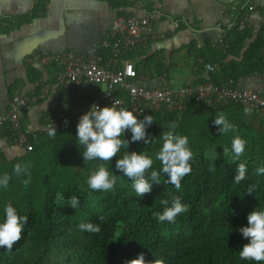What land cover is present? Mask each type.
Instances as JSON below:
<instances>
[{"label":"trees","instance_id":"obj_1","mask_svg":"<svg viewBox=\"0 0 264 264\" xmlns=\"http://www.w3.org/2000/svg\"><path fill=\"white\" fill-rule=\"evenodd\" d=\"M125 4L123 1L120 6ZM44 5L45 0H37L26 20L42 15ZM238 12L226 30L227 47L210 58L214 70L208 80L214 84L264 73V28L248 43L252 34L246 28L237 30L244 11ZM98 52L108 57L106 49ZM228 56L236 61L225 62ZM243 108L236 104L205 108L191 103L182 113L154 114V123L146 129L152 142H130L129 149L122 151L154 153L160 133L175 121V131L189 137L194 153L192 171L182 179L180 189L165 184L162 176L160 185H153L142 198L136 197L132 182L124 176H119L107 193L87 188L86 177L95 162L84 165L79 152L83 148L74 143L79 117L69 106L61 102L45 115L46 119L59 115L58 110L65 112L54 124L55 137H49L46 121L43 131L35 133H28L21 124L26 135L24 154L9 159L0 152V172L11 174L14 164L28 163L30 174L20 178L12 175L9 188L0 191V202L11 199L28 222L10 251L0 248V264H127L139 253L144 254L146 264L155 259L163 264H250L238 258L248 241L237 229L247 224L249 212L264 208V174L256 172L264 166V133L255 134L242 125ZM218 112L235 126L234 133L218 135V126L212 124ZM233 135L247 142L239 160L223 152L225 146L230 147ZM4 136L10 138L7 127ZM115 160L113 157L112 165L108 164L110 169L115 168ZM241 162L247 164V173L236 184L233 178ZM153 167L158 168L159 162L154 161ZM249 187H253L251 193ZM72 195L80 200L76 210L69 207ZM176 197L188 211L178 214L172 223L157 222L152 213L162 210L161 200L170 206ZM80 222L99 224L101 231L81 232L77 228Z\"/></svg>","mask_w":264,"mask_h":264},{"label":"crops","instance_id":"obj_2","mask_svg":"<svg viewBox=\"0 0 264 264\" xmlns=\"http://www.w3.org/2000/svg\"><path fill=\"white\" fill-rule=\"evenodd\" d=\"M36 1L0 0V113H6L15 92L33 96L40 94L43 86L50 87L44 98L21 114L28 133L43 131L45 115L61 104L56 70L29 62L37 51L85 54L100 47L116 18L140 17L158 4L161 9L154 23V38L128 59L141 78V87L164 89L208 80L211 72L204 63L211 64L215 51L223 49L216 42L227 35L239 10L238 14L244 11L248 16L246 29L252 34L248 43L264 28V0H45L43 14L26 20ZM123 1L127 4L120 6ZM225 60L236 61L231 56ZM234 83L238 89L257 91L264 99V73L242 76ZM244 109L242 125L255 134L264 133V111L249 108L246 113ZM0 152L9 159L24 154L23 149L3 139Z\"/></svg>","mask_w":264,"mask_h":264},{"label":"clouds","instance_id":"obj_3","mask_svg":"<svg viewBox=\"0 0 264 264\" xmlns=\"http://www.w3.org/2000/svg\"><path fill=\"white\" fill-rule=\"evenodd\" d=\"M120 100H113L108 106H99L93 103L89 109L81 114L76 124L75 144L82 146L80 151L84 165L95 162L86 177L87 188L92 191L107 193L113 190L119 176L127 177L131 183V189L136 197L142 198L144 194L152 191L153 185H160L164 176L165 184H170L180 189L182 179L192 171L190 161L194 153L189 146V137L175 131L177 124L170 121L167 130L159 135V147L154 153L147 151H122L129 149L130 142H143L148 145L152 142L146 129L154 123L153 115H143L140 118L133 110L125 107H117ZM67 108V104H65ZM250 112L251 109L245 108ZM212 124L217 127L218 135H226L236 131L235 126L226 118L223 112H218L212 119ZM130 133V139L126 134ZM56 127L51 124L48 128L49 137H55ZM246 141L239 135L231 137L230 147L225 146L223 152L233 160H239L245 152ZM120 153L118 156L117 154ZM116 157L115 168L112 158ZM154 161L159 162V167H153ZM258 175L264 174V166L256 168ZM119 173V174H117ZM247 164L238 163L233 181L240 184L245 179ZM30 174V164L16 163L12 173L0 172V191L9 188L12 175L17 178ZM249 193L253 187H249ZM162 210L153 211L152 215L157 222L172 223L178 214L187 212L188 206L181 203L179 197L171 202L161 200ZM80 206V200L76 195L69 198V207L76 210ZM102 219V217H101ZM247 224L240 226L237 231L247 243L238 252L240 261L250 264H264V208H255L247 214ZM28 222L27 215L21 214L11 199L0 202V248L10 251L15 242L21 239L22 230ZM77 228L81 232L99 233L101 227L92 222H80ZM127 264H146L144 254L139 253L135 259ZM153 264H163L155 259Z\"/></svg>","mask_w":264,"mask_h":264},{"label":"built area","instance_id":"obj_4","mask_svg":"<svg viewBox=\"0 0 264 264\" xmlns=\"http://www.w3.org/2000/svg\"><path fill=\"white\" fill-rule=\"evenodd\" d=\"M160 5L143 16L116 18L108 36L100 47L78 54L68 50L61 53L35 52L29 59L43 68L56 70L58 97L62 104H67L79 117L95 103L101 107L110 105L113 100H120L117 107H125L134 111L139 117L143 115L182 113L189 104L201 105L205 108H217L229 104L241 105L264 111V99L257 91L238 89L232 79L220 84L206 80L197 85L167 87L164 89H146L138 84L141 79L136 73L129 55L143 51L149 41L154 38L155 19L160 12ZM252 9V8H251ZM247 13L237 25L242 31L247 27ZM220 48L227 47L226 36L221 35L216 42ZM100 49H106L108 57L104 59ZM208 72H213L211 64L204 63ZM50 87L45 85L41 93L33 96L15 92L7 103V111L0 113V137L11 146L23 149L26 143L25 131L21 125V114L49 93ZM56 117L46 118L47 128L63 118L65 112L58 110ZM7 127L10 138L4 136Z\"/></svg>","mask_w":264,"mask_h":264}]
</instances>
